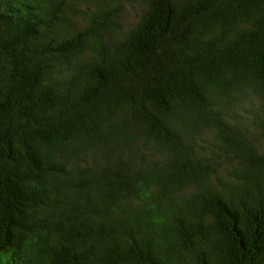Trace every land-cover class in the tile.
Instances as JSON below:
<instances>
[{"label": "trees", "instance_id": "obj_1", "mask_svg": "<svg viewBox=\"0 0 264 264\" xmlns=\"http://www.w3.org/2000/svg\"><path fill=\"white\" fill-rule=\"evenodd\" d=\"M0 264H264V0H0Z\"/></svg>", "mask_w": 264, "mask_h": 264}, {"label": "rangeland", "instance_id": "obj_2", "mask_svg": "<svg viewBox=\"0 0 264 264\" xmlns=\"http://www.w3.org/2000/svg\"><path fill=\"white\" fill-rule=\"evenodd\" d=\"M131 10V12L128 14L129 18L132 16V14H134L135 9L134 8H129Z\"/></svg>", "mask_w": 264, "mask_h": 264}]
</instances>
